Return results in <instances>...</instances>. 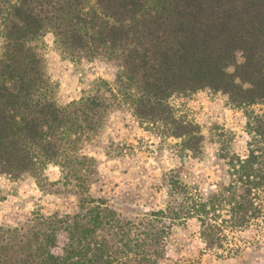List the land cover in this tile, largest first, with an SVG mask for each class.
<instances>
[{
	"label": "trees",
	"instance_id": "1",
	"mask_svg": "<svg viewBox=\"0 0 264 264\" xmlns=\"http://www.w3.org/2000/svg\"><path fill=\"white\" fill-rule=\"evenodd\" d=\"M48 37L66 60L113 65L114 86L95 81L62 104ZM200 91L221 93L244 113V154L176 114L173 98ZM122 106L179 141L181 167L163 177L162 209L91 195L98 164L84 151ZM209 146L219 175L204 190L185 165L205 163ZM52 166L56 182L46 175ZM0 176L79 200L73 214L37 208L0 226V264H161L173 229L191 220L207 251L237 255L235 235L264 223V0H0Z\"/></svg>",
	"mask_w": 264,
	"mask_h": 264
},
{
	"label": "rangeland",
	"instance_id": "2",
	"mask_svg": "<svg viewBox=\"0 0 264 264\" xmlns=\"http://www.w3.org/2000/svg\"><path fill=\"white\" fill-rule=\"evenodd\" d=\"M46 42L44 52L50 74L59 84L62 104L79 101L95 81H106L114 86L117 71L113 65L103 61L71 62L54 50L51 37ZM171 104L179 117L198 126L205 136L221 135L235 152L245 153L246 117L229 103L227 96L200 91L173 98ZM178 142L152 133L128 107L114 109L102 141L84 151L98 164L99 181L92 186L91 195L142 211L164 208L163 177L181 167L173 148ZM209 147L205 163L193 161L185 165L186 171L203 183L204 190L210 188L219 175L216 150L214 146ZM46 175L52 182L60 179L57 167H50ZM78 201L73 192L45 193L32 178L0 176V226L24 222L37 208L46 215L73 214L78 210ZM261 221L235 235L239 253L231 256L207 251L196 221L178 225L172 231L168 253L161 264H264V223Z\"/></svg>",
	"mask_w": 264,
	"mask_h": 264
}]
</instances>
